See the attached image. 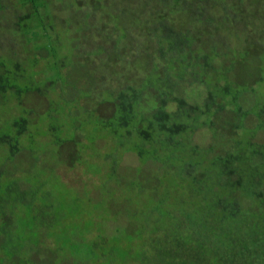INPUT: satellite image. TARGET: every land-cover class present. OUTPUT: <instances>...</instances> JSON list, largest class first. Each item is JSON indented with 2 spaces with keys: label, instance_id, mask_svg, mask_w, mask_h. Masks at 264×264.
<instances>
[{
  "label": "trees",
  "instance_id": "1",
  "mask_svg": "<svg viewBox=\"0 0 264 264\" xmlns=\"http://www.w3.org/2000/svg\"><path fill=\"white\" fill-rule=\"evenodd\" d=\"M91 1L84 19L93 24L89 34L95 33L99 38L97 42H91L90 47H85L86 50L81 53V62H75L73 54L68 57L62 53L66 48L61 37L63 27L53 13L56 7L53 5L54 0H19V5L14 7L23 13L18 18L23 23L21 27L32 29L35 49H43L44 45L49 48L50 57L45 72L49 79L45 81V84L48 82L46 88L38 90L36 84L42 82L37 75L41 62L39 53L31 57H19L18 53L12 51L9 55L0 56V101L7 98L15 102L20 109L26 110L21 116L17 112L8 134L0 135V143L6 145L10 152L6 163L0 167V264H43L36 260L34 253L41 244H48L43 241L45 238L59 241L58 244L68 247L72 252L76 251L78 255L80 254L77 250L81 249L82 256V247L87 243H98L102 238L114 243L119 235H127L126 232H130V229L140 227L143 229L139 231V235L142 240L146 238L148 241L147 246L144 244V247L138 250L143 264H224L226 260L215 247L218 244L223 247L225 244L231 247L232 244L231 248L241 260L243 258L244 264H264V93L260 91L264 87V72L258 70L250 73L253 75L252 81L245 79L246 73L242 72L243 62L239 59V56L246 58L255 52L252 48L247 49L245 53L228 52L229 44L210 41L209 37L204 36V32L207 30L206 34L209 35V25H213L215 18L206 17L201 13L195 15V12L191 11V17H185L190 24L195 25L194 28H178L176 24H181V19L174 12L172 14L169 8H193L182 3V0H167L165 3L168 10H164L165 12L156 7L165 0H151V6L146 11L148 16H142V13L135 18L143 22L145 28L140 40L134 41L131 46L128 43V24L124 23V26L118 21L134 15L130 11H120L118 7L97 4L100 0ZM199 1L224 4L228 0ZM1 2L3 0L0 4ZM241 3L242 0H235L232 6L237 10ZM3 8L5 7L0 6V9ZM203 9L197 8L201 11ZM9 17L12 18L11 15ZM31 19L32 22L35 21L34 26H29ZM219 23L226 22L223 19ZM202 26L203 28L199 29ZM21 42L24 41L21 39ZM41 42L43 44L39 45ZM123 42L125 43L122 45ZM134 50H142L143 54L134 56L133 64L136 58L141 60L146 57L149 59V65L145 68L140 62L141 74L133 73L130 76L122 66L129 65V53ZM111 51L121 52L117 53L116 61L106 69L111 73L123 72L124 69L128 75L125 79L131 77L132 83L117 88L116 98L100 102L106 105H94L99 111H105L103 107L110 106L111 113L114 112L110 117H103L95 109L90 111L96 117L93 128L95 133H87L81 125V146L84 144L85 148H90L91 145L100 146V143H96L98 137L104 139L109 136L111 139H108L109 147L103 146V162L94 157L85 160L81 156V163H93L97 168L96 173H102L100 181L103 187L99 195L108 199L113 191L117 193L126 182L128 193L118 202L123 199L122 202L132 203L135 209L140 205L151 209L148 202L154 192L158 199L172 202L178 191H183L185 187L190 191L187 199H191L199 188H206L218 197V204L225 212L229 210L225 203L227 194L231 205L245 214L257 217V230L251 235L245 233L231 237L230 230L229 235L221 233L222 227L219 224L209 221L206 214L201 213L195 204L186 201L179 203L182 215L175 216L168 212L167 217L163 210L153 209L158 214L157 223L151 222L152 218H149L145 225L118 223L120 220L123 222L125 216L118 205L114 219L111 212L103 224L95 229L86 225L87 228L81 232L72 229L81 219L68 218V211L60 214L62 210H57L60 215L51 223L44 219L37 223L34 213L42 215V212L36 208L34 202L38 200L54 208L55 196L52 192L35 189L30 193V199L25 205L27 211H20L16 200L26 188L20 189L18 185L20 176L23 178L28 173L17 171L18 175L13 174L8 170L7 164L12 166L18 151L23 147H30L37 143L38 138L49 134L54 140L53 143L58 146L70 142L77 143L79 138L75 135L65 137L67 127H80L76 119L72 118L75 125L65 121L59 127L61 133L51 127L47 130L31 127V130V111L22 107L23 96L37 91L48 100L51 95L46 94L53 90L58 92L57 83L67 82L62 69L76 65L81 72V66L96 67L97 64L92 58ZM261 55L263 58L264 53H260ZM117 65L122 69H117ZM31 72L32 75L29 76ZM77 79L79 76L75 81ZM21 80L28 81L24 87L19 85ZM85 81L88 82V90L99 99L101 94L97 96L96 93L100 91L95 86L100 81L91 78ZM110 91L111 89L105 90L104 94ZM58 96L67 99L70 112L77 110V105L84 110L79 102L86 97L78 96L75 91H69L67 88ZM57 101L58 99L51 103L49 101L46 110L52 105L55 106ZM203 129L211 132V135L206 132L202 134L203 137L211 138L210 143H193L195 133ZM107 131L111 134H107ZM199 146H205L207 153L216 158L214 166L221 167L222 170L213 167L210 173L207 168L201 169L205 158L202 151H199ZM133 153L138 155L139 164L128 166L127 154L130 156ZM67 161L76 164L70 156ZM149 162H152V168H149ZM128 167L131 168L129 175L124 171ZM155 176H158L156 181ZM210 177L218 183L212 186L208 184L207 179ZM6 179L12 183L3 190L1 182ZM93 188L92 185L91 191ZM221 192L225 195H221ZM110 202L112 205L113 201ZM245 202L248 203V209L243 208ZM108 205L106 203L104 209H107ZM81 214L89 213L81 210ZM65 221L69 222V229L62 225ZM248 226L246 223L245 228ZM53 228L58 232H69L57 236L53 233L56 232ZM109 230L113 234L109 233ZM132 241L134 239H131ZM106 250L102 247L99 254L88 264H112L107 259ZM127 251L128 249L125 256ZM70 257L77 261L81 259L73 255Z\"/></svg>",
  "mask_w": 264,
  "mask_h": 264
},
{
  "label": "rangeland",
  "instance_id": "2",
  "mask_svg": "<svg viewBox=\"0 0 264 264\" xmlns=\"http://www.w3.org/2000/svg\"><path fill=\"white\" fill-rule=\"evenodd\" d=\"M54 1L55 3H53V5H56V7L53 9V13L63 27L61 37L63 38L65 43L64 46L66 48H64V52L62 53H65L68 57H71L73 54L72 58L74 61L81 62V53L86 50L85 47H90L91 42H97V38H99V35L95 33L89 34V29L93 28V24L84 19L85 13L92 1ZM165 2H167V0L162 1L156 7L165 12L164 10H168ZM151 3V0H100L97 2V4L118 7L117 9L120 11H130V13L134 15L133 17L129 16L128 18L119 19L118 21L122 25H124V23L128 24V43L131 46L134 41L140 40L144 34L143 30L145 28L144 23L135 18L142 13H144L142 16H148V12L146 11L149 9V6H151ZM182 3L191 5L193 8L183 6L169 8L172 14L174 12L175 15L181 19V24H176L178 28L195 27V25L190 24V21L185 19V17H191V11L195 12V15L201 13L206 17L215 18L213 25H209V35L206 34V30L204 36L206 35L209 37L210 41H213L216 44H220L221 41L229 44L230 46L228 48L226 47L228 52L245 53L247 49L252 48L253 52H255L252 56H247L246 58L239 56V59L243 62L242 72L246 73L244 75L245 79L252 81L253 75L250 73H255L258 70L264 72V57L262 58V55L260 56V53H264V0H242L241 6L237 7V10L232 6L235 3V0H228L224 4L217 2L203 3L199 0H182ZM17 4L19 5V0H3L0 4V6L5 7L0 9V56L3 54L9 55L14 51L19 54V57H31V55L39 53L38 58L41 56V62L39 69L37 70L39 72L37 75L41 78L42 82L36 84V87L38 90L45 89L48 83L45 84V81L49 79L45 73L47 71V60L50 57L49 48L47 45H44L43 49H35L31 27H21L23 23L18 20L23 13H21L19 8H14ZM130 4L133 7H131ZM199 7H203V11L197 10ZM172 14L169 13V15ZM9 15H11L12 18H10ZM223 19L226 23H219L220 20ZM62 24L65 25V27ZM31 25H35V21L32 22V19L31 22H29V26ZM202 28L203 26L199 29ZM213 28L215 30H213ZM30 30L31 32H28ZM21 39L24 42H21ZM71 39L74 40L71 41ZM124 43L125 42L121 44L123 45ZM41 44L43 43L41 42L39 45ZM109 45L110 42L107 43L108 47ZM25 46H27L28 49L25 48ZM72 46L77 48H72ZM119 52L121 51H111L103 55H97L95 58L93 57L92 61H95L97 66L92 68L81 66V72L77 69L76 65H70L68 68L62 69L67 82L64 84L57 83L58 87H56V90L59 93H61V91L64 93L68 88L69 91H75L78 96H84L87 99H90L88 101L86 98H83L79 102L84 110H81L77 105L76 107L78 109L70 112V106L67 103V99L58 96L59 93L54 90L46 94V96L51 95L48 97V100L45 96H41L37 91H31L23 96L22 107L28 108L31 111L29 113L31 123L30 128L33 127V129L47 130L51 127L53 129L56 128L57 133H61L62 130L59 129V127L62 123H65V121L75 125L72 118L76 119L75 121L80 127L77 129L67 127L65 137L69 138L70 136L75 135L79 138L77 143L70 142L58 146L53 143L54 140L49 134L46 137L38 138L37 143H34L30 147H23L18 151V155L12 164L13 167L7 164V168L9 167L8 170L12 171L11 173L13 174L18 175L17 171L28 173L23 178L20 176V184L18 185L20 186V189L26 188V191L20 192V195L16 200L18 205H20V211H27L25 205L30 199V193L35 189H43L52 192L54 193L53 196H55L53 198L54 208L49 207L46 203L42 204L38 200H35L34 202L36 208L42 212V215L34 213L37 223L42 219L50 221L51 223L54 218H57V215L65 214L68 211L66 214L68 218H74L75 220L81 219V222H77L76 226L72 227V229L81 232V230L87 228L86 225H91L92 228L95 229L97 226L103 224L104 219L110 217L111 212L113 214L111 217L114 219L115 208L118 209V205L125 214L123 222L120 220L118 223L145 225L149 218H152L151 222L157 223L158 214L157 211H153V209L158 208L163 210L166 212L167 215L165 216L167 217L168 212L175 216L182 215L183 212L182 208L179 207V203L181 201H186L195 204L197 209L202 211L201 213L206 214L209 221L219 224L220 227H222L220 229L221 233L229 235L228 231L230 230L231 237L245 233L251 235L257 230V217L252 214H245L231 205L232 203L227 194L225 203L229 207V210L225 212L220 204H218V197L206 188H199L191 199H187L190 191L185 187L183 191H178L172 202H169L166 199H158L154 192L150 196V202H148L150 203L151 209L146 208L143 205H140L135 209V207L132 206V203L129 204V202H122L123 199L118 202L120 198H125L128 193V184L126 182L123 183L122 189H119L117 193L116 191H113V194H111L108 199L107 197L104 198L99 195V192L102 191L103 187V183L100 181L102 173H96L97 168L94 167L93 163H81V156H83V159L85 160H90L89 157H94V159H100L101 162H103V156L105 154L103 146L109 147L111 139L109 136L104 139L98 137L96 143H100V146L91 145L90 148H85L83 147L85 146L84 144L81 146V139L83 138V135L81 134V125L84 126V130L87 133H95L93 128L95 127L96 117L90 111L95 109L103 117H110L114 112L111 113L110 106L103 107V110L105 111H99L94 105H106L105 103L100 104V102H107L108 100L116 98L115 91L117 88L123 87L126 83H132L131 77L125 79L128 75L124 72V69L129 72L130 76L133 73L139 75L141 74L139 73L140 62L145 68L149 65V59L146 57L141 60L136 58V62L133 64L134 56L137 57L143 54L142 50H134V52L129 53V65L125 64L122 66V68H124L123 72L116 71V73H111L106 68L116 61L117 53ZM20 65L22 67V64ZM116 68L120 70L122 69L120 65H117ZM75 72L77 76H79V79L76 81L75 78L77 76H75ZM31 75L32 72L29 73V76ZM89 78L94 79L95 81H100L96 83L97 86H95L100 91L96 93L97 96L101 94L99 99L96 96H93L91 90H88L89 85L85 80ZM27 82L28 81L21 80L19 83L20 87H24ZM109 89H111V91L104 94L105 90ZM260 91L264 93V87ZM95 98L96 100H94ZM55 99H58L55 106L51 104V108L46 110L49 107V104ZM88 108L91 109L86 111ZM25 111L26 110L24 109H20L15 102L7 100V98L0 101V121L2 123H0V135L8 134L11 129L10 126L14 124L16 115H24ZM39 114L41 115L38 116ZM205 132L210 133L211 135V132L207 129L198 130L195 133L193 143L202 145L209 144L211 138L209 136H202ZM106 133L111 134L110 131H107ZM111 138L114 139L113 136ZM108 139L110 140L108 141ZM199 147V151H202L205 158L203 168L201 167V169L204 170L207 168L210 173L214 169L213 167L222 170L221 167L214 166L216 158L213 157L212 154L207 153L205 146ZM9 155L10 152L8 147L0 143V167L6 163V157ZM128 155L129 154H127L126 158V163L129 164L128 166L139 164L140 159L136 153L130 154V156ZM69 156L76 164L72 161H67ZM149 163V168H152V162ZM144 167L145 169L147 168V166ZM124 171L129 175L131 168H125ZM156 179H158V176H155L154 180L156 181ZM208 179L207 183L211 186L218 183L214 182L212 177ZM11 183L12 181L9 179L3 180L1 182V188L6 190ZM92 185L94 186L93 191H91ZM220 194L225 195L224 192H221ZM110 200L113 201L112 205ZM104 203L109 204L107 209H104ZM243 208L248 209L247 202L244 203ZM76 209L87 211L89 214L82 215L81 210L76 211ZM57 210L62 211L60 214H57ZM224 218L226 219L224 220ZM246 223L249 225L248 228H245ZM68 224L69 222L65 221L62 225L69 229L70 226ZM141 229L143 228L130 229V232H126L127 235H119L114 243H111V241L105 238L100 239L98 243H87L86 246L82 247V256L81 249L77 250L80 254L78 255L75 253L76 251L72 252L68 247H63L62 244H58L59 241L54 239L56 244H58L57 246L54 240L45 238L43 241L45 240L48 244H41L37 248V251L34 253L36 255L35 258L43 264H88L93 260L95 255L99 254V251L103 247L107 249V259L112 264H143L138 250L140 248L142 249L144 244L147 246L148 241L146 238L145 240L143 239V241L142 237L139 235ZM53 231L56 230L53 228ZM68 232L69 230L64 232L56 231L53 233L57 236H62L64 233ZM109 233L113 234L111 230H109ZM72 239L75 240L74 238ZM131 239H134V241L131 242ZM60 242L62 243V241ZM215 247L220 252V256L226 260H224V264H244L243 258L241 260L233 248H231L232 244L231 247L226 244L225 247L219 244ZM126 249H128V251L125 256ZM110 253H112V255ZM70 255L81 257V262L74 260Z\"/></svg>",
  "mask_w": 264,
  "mask_h": 264
}]
</instances>
